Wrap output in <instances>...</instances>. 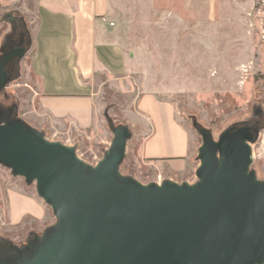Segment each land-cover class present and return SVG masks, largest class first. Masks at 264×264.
<instances>
[{
  "label": "water",
  "instance_id": "1",
  "mask_svg": "<svg viewBox=\"0 0 264 264\" xmlns=\"http://www.w3.org/2000/svg\"><path fill=\"white\" fill-rule=\"evenodd\" d=\"M9 37L0 93L25 52H5ZM197 130L194 183L142 184L120 172L126 125L111 127L110 145L92 166L74 147L0 118V165L34 184L55 219L20 247L0 246V264H264V179L251 168L249 146L260 128L237 123L216 140Z\"/></svg>",
  "mask_w": 264,
  "mask_h": 264
},
{
  "label": "rangeland",
  "instance_id": "2",
  "mask_svg": "<svg viewBox=\"0 0 264 264\" xmlns=\"http://www.w3.org/2000/svg\"><path fill=\"white\" fill-rule=\"evenodd\" d=\"M36 7L37 0H0V56L7 36L5 52L15 48L21 33L27 32L23 36L24 56L20 62H12L16 69L0 93V104L16 106L7 120L17 118L48 141L74 147L85 163L93 166L102 158L112 140V126L126 125L131 137L121 174L142 184L164 180L192 184L201 145L197 129L209 130L216 140L237 123L257 121L256 127L263 125L264 0H217L214 20L208 23L184 13L181 0H111L110 18L134 64L132 80L122 92L106 84L101 94L100 126L69 132L67 137L44 123L48 124V119L41 116L29 71ZM9 14H14V21ZM144 95H155L175 106L176 119L192 144V156L184 169H162L142 157L143 142L152 131L150 121L138 108ZM251 168L257 179H264V159L253 161ZM17 197L34 200L43 208V217L35 219L22 213L32 207L25 200H15ZM54 221L50 208L36 195L34 184L26 185L0 165V246L9 250L20 247Z\"/></svg>",
  "mask_w": 264,
  "mask_h": 264
},
{
  "label": "crops",
  "instance_id": "3",
  "mask_svg": "<svg viewBox=\"0 0 264 264\" xmlns=\"http://www.w3.org/2000/svg\"><path fill=\"white\" fill-rule=\"evenodd\" d=\"M110 1L37 0L29 71L41 116L48 119L44 123L66 137L69 132L99 127L104 86L122 92L132 80L134 64L110 18ZM216 1L181 0V8L197 22L208 23L214 20ZM138 108L152 126L142 145V157L155 167L184 169L192 144L176 119L175 106L155 95H144ZM15 200L31 205L30 211L22 213L43 217V208L34 200Z\"/></svg>",
  "mask_w": 264,
  "mask_h": 264
},
{
  "label": "flooded vegetation",
  "instance_id": "4",
  "mask_svg": "<svg viewBox=\"0 0 264 264\" xmlns=\"http://www.w3.org/2000/svg\"><path fill=\"white\" fill-rule=\"evenodd\" d=\"M23 44H24V38L21 34V38L19 39L18 44L15 46V48H23ZM15 48H11V49H15ZM14 62V61H13ZM13 63L10 64V66L8 67L10 76L12 75L13 71L16 69V66L14 67V65H12ZM16 111V106L15 105H11V106H7L4 107L0 104V118L1 119H7L8 115L13 114ZM257 125V121H255L254 123H246V126L249 128H255Z\"/></svg>",
  "mask_w": 264,
  "mask_h": 264
},
{
  "label": "built area",
  "instance_id": "5",
  "mask_svg": "<svg viewBox=\"0 0 264 264\" xmlns=\"http://www.w3.org/2000/svg\"><path fill=\"white\" fill-rule=\"evenodd\" d=\"M252 163L264 159V129L260 130L254 143L249 144Z\"/></svg>",
  "mask_w": 264,
  "mask_h": 264
},
{
  "label": "trees",
  "instance_id": "6",
  "mask_svg": "<svg viewBox=\"0 0 264 264\" xmlns=\"http://www.w3.org/2000/svg\"><path fill=\"white\" fill-rule=\"evenodd\" d=\"M10 15H11V17L13 18V19L10 18V21H11V20L14 21V19H15L14 14H9V16H10ZM7 18H8V17H7ZM24 33H25V34H24ZM21 34H22V36H26V35H27V32H26V31H23ZM30 43H31V40H30ZM259 128H260V130L264 129V123H263V125L260 126Z\"/></svg>",
  "mask_w": 264,
  "mask_h": 264
}]
</instances>
